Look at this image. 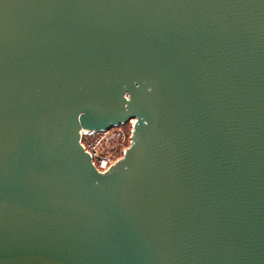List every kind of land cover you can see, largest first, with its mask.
Instances as JSON below:
<instances>
[{
  "label": "water",
  "instance_id": "water-1",
  "mask_svg": "<svg viewBox=\"0 0 264 264\" xmlns=\"http://www.w3.org/2000/svg\"><path fill=\"white\" fill-rule=\"evenodd\" d=\"M0 264H264V0H0Z\"/></svg>",
  "mask_w": 264,
  "mask_h": 264
},
{
  "label": "built area",
  "instance_id": "built-area-1",
  "mask_svg": "<svg viewBox=\"0 0 264 264\" xmlns=\"http://www.w3.org/2000/svg\"><path fill=\"white\" fill-rule=\"evenodd\" d=\"M130 123L133 130L134 121ZM113 129L107 131L82 129L80 132V144L90 155L93 166L100 173L105 172L113 163L122 159L125 151L129 148L117 141V134ZM130 144L129 140V146Z\"/></svg>",
  "mask_w": 264,
  "mask_h": 264
},
{
  "label": "rangeland",
  "instance_id": "rangeland-1",
  "mask_svg": "<svg viewBox=\"0 0 264 264\" xmlns=\"http://www.w3.org/2000/svg\"><path fill=\"white\" fill-rule=\"evenodd\" d=\"M128 124H130V123H128ZM130 129H131V131H132V128H131V126H130ZM129 129V130H130ZM131 131L128 133L127 132V128H122V129H117V130H114V132H116V139H117V141L118 142H122L124 145H125V147L127 148V147H129V140H130V136H131ZM130 134V135H129ZM124 140V141H123Z\"/></svg>",
  "mask_w": 264,
  "mask_h": 264
},
{
  "label": "trees",
  "instance_id": "trees-1",
  "mask_svg": "<svg viewBox=\"0 0 264 264\" xmlns=\"http://www.w3.org/2000/svg\"><path fill=\"white\" fill-rule=\"evenodd\" d=\"M130 126H131V128H132V125H131V123L130 124H124V125H120L119 127H117V128H114L113 130H117V129H122V128H127V132L129 133L130 131H131V129H130ZM130 129V130H129ZM130 135V134H129Z\"/></svg>",
  "mask_w": 264,
  "mask_h": 264
}]
</instances>
